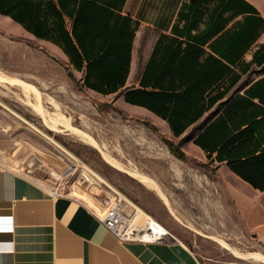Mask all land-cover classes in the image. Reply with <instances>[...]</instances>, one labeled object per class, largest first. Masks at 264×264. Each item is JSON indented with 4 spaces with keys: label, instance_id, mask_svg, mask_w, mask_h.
<instances>
[{
    "label": "crops",
    "instance_id": "1",
    "mask_svg": "<svg viewBox=\"0 0 264 264\" xmlns=\"http://www.w3.org/2000/svg\"><path fill=\"white\" fill-rule=\"evenodd\" d=\"M239 3L0 0V30L65 58L86 90L150 115L233 175L259 199L240 195L257 228L264 226V9ZM102 213L72 193L55 195L0 156V264H202L176 238L122 242Z\"/></svg>",
    "mask_w": 264,
    "mask_h": 264
},
{
    "label": "rangeland",
    "instance_id": "2",
    "mask_svg": "<svg viewBox=\"0 0 264 264\" xmlns=\"http://www.w3.org/2000/svg\"><path fill=\"white\" fill-rule=\"evenodd\" d=\"M254 1L264 9V0ZM0 70L16 80L0 81V156L10 164L103 211L123 195L132 223L138 208L147 212L202 264H264V226L250 225L240 195L259 199L229 172L202 160L150 115L86 90L81 72L32 40L0 30ZM37 100L71 127L55 130L32 105ZM126 169L147 175L163 193ZM134 227L149 231L143 222Z\"/></svg>",
    "mask_w": 264,
    "mask_h": 264
},
{
    "label": "bare ground",
    "instance_id": "3",
    "mask_svg": "<svg viewBox=\"0 0 264 264\" xmlns=\"http://www.w3.org/2000/svg\"><path fill=\"white\" fill-rule=\"evenodd\" d=\"M0 81L2 83H14L16 80L14 78L4 74L0 70ZM32 105L35 107L36 111H38L40 113V115L51 126H53L55 128V130L59 129L60 125H63V126H66V127H71V123L69 121H65V120L62 119V117H60L62 115H59L57 113H49L48 111H46V109L44 108L43 103H42L41 100H37L36 102H32ZM104 153H105V151H104ZM105 154H107V153H105ZM111 159L114 161L113 163H116L115 165H119L118 162L115 159H113V156L111 157ZM126 170L128 172H130L132 175H134L136 178H138L140 181H142L145 184H147L148 186L152 187V189L157 190L158 193L159 192L163 193V192H161V189H160L159 185L153 179L148 177L147 175H145V174H143V173H141V172H139L137 170H134V169H131V170L130 169H126ZM163 196H164V194H163ZM141 222H143L149 228V231H144V233H143V239L145 241L146 240H148V241L149 240L150 241L151 240L160 241V239H164V238L168 237L170 235V233H172L166 226L161 224L156 218H154L153 216L149 215L147 212H145V211L141 210L140 208H138L136 210V215L134 217V222L132 223L133 227H131V230L133 232L141 231L140 229H138V227L137 228L134 227L135 225H140ZM138 232H135V233H138Z\"/></svg>",
    "mask_w": 264,
    "mask_h": 264
},
{
    "label": "built area",
    "instance_id": "4",
    "mask_svg": "<svg viewBox=\"0 0 264 264\" xmlns=\"http://www.w3.org/2000/svg\"><path fill=\"white\" fill-rule=\"evenodd\" d=\"M62 191H54L55 195L62 194ZM126 207V199L123 195L117 194L113 197L112 203L107 207L105 211H103L101 215V221L103 224L114 234L116 235L122 242L128 241H141L146 243L143 239L144 231H135V233L131 230L132 217L128 216L125 212ZM175 236L170 233V235L166 239H173Z\"/></svg>",
    "mask_w": 264,
    "mask_h": 264
},
{
    "label": "trees",
    "instance_id": "5",
    "mask_svg": "<svg viewBox=\"0 0 264 264\" xmlns=\"http://www.w3.org/2000/svg\"><path fill=\"white\" fill-rule=\"evenodd\" d=\"M239 1H240L239 6H242V5H243L242 0H239ZM212 104H213V102H212ZM200 113H201V112H200ZM202 113H203V112H202ZM198 114H199V113H198ZM197 116H198V115H197ZM197 116L195 117V119L197 118ZM199 116H200V114H199ZM195 119H194V120H195ZM184 129H185V127L179 128L178 131H176V135L179 136V135L183 132ZM221 139H222V137H221ZM167 143H168V145H169L171 151H172V152H173L178 158H180V159H182V160H186V159H187V155H186L185 152L180 148V146H179L178 144H175V143H174L173 141H171V140H168Z\"/></svg>",
    "mask_w": 264,
    "mask_h": 264
}]
</instances>
